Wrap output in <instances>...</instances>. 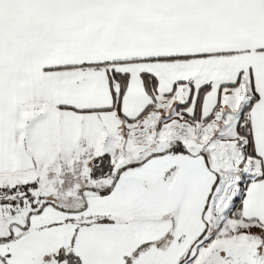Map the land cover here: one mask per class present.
<instances>
[{"label": "snow or ice", "instance_id": "snow-or-ice-1", "mask_svg": "<svg viewBox=\"0 0 264 264\" xmlns=\"http://www.w3.org/2000/svg\"><path fill=\"white\" fill-rule=\"evenodd\" d=\"M0 264H264V0H0Z\"/></svg>", "mask_w": 264, "mask_h": 264}]
</instances>
